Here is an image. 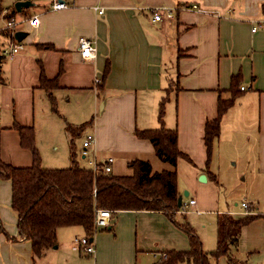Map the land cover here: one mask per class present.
<instances>
[{
    "label": "crops",
    "instance_id": "0c3cea01",
    "mask_svg": "<svg viewBox=\"0 0 264 264\" xmlns=\"http://www.w3.org/2000/svg\"><path fill=\"white\" fill-rule=\"evenodd\" d=\"M29 1L19 18L37 14L39 24H21L25 27L18 30L27 32L24 48L4 57L1 65V159L20 167L32 163L31 151L21 146L12 127L17 123L33 127L43 167L65 168L62 164H71L66 124L90 121L83 132H92L95 142L86 149L81 142L76 151L83 160L90 154L91 168L93 162L112 157L113 173L114 165L118 170L120 161L127 165L133 159L148 160L152 172L172 169L148 139L134 134L135 129L160 126L158 106L167 96L163 125L177 130L178 147L191 159L177 160V190L180 196L187 192L182 203L195 200L189 213L201 216L198 224L185 221L203 249L212 251L217 214L256 216L242 228L232 252L249 264H264V0H76L62 10H50L51 0ZM192 4L208 12L189 10ZM154 8L170 9L172 17L164 14L162 20L152 21ZM257 20L261 24L252 31ZM82 36L95 40L93 60L78 53ZM0 39L4 44L10 38ZM106 64L109 73L101 81ZM41 71L47 79L56 77V112L41 85ZM234 76L244 89L221 118L207 171L204 125L216 116L219 95L230 96ZM95 77L100 78L98 84ZM227 158L239 160L243 182L248 179L241 199L250 204L247 209L241 202L230 207L229 200H221L215 168ZM202 174L205 181L199 180ZM10 198L11 182L0 178V264H159L165 260L160 252L189 248L187 233L166 212L116 210L109 225L94 233V254L74 248V238L85 231L73 225L57 228L56 244L35 256L31 241L17 232ZM185 213L172 216L183 223ZM209 260L228 264L224 256Z\"/></svg>",
    "mask_w": 264,
    "mask_h": 264
},
{
    "label": "trees",
    "instance_id": "16d2710c",
    "mask_svg": "<svg viewBox=\"0 0 264 264\" xmlns=\"http://www.w3.org/2000/svg\"><path fill=\"white\" fill-rule=\"evenodd\" d=\"M261 11L264 13V2L261 4ZM24 12V9L17 11L14 6L7 10L0 0V21L2 18H12L17 14L23 15ZM3 35L6 33L0 32V37ZM3 59L4 56L0 53V82L3 81L1 70ZM108 73L109 64H106L101 81L105 80ZM237 77H233L228 89L230 96L223 98L219 95L216 116L207 120L204 125L203 140L206 148L207 171H209L213 143L220 133L221 118L241 93ZM40 81L48 91L51 109L56 112L55 99L52 95V88L57 85L56 77L52 80L47 79L41 71ZM167 99L168 97L164 96L159 102L157 111L159 127L134 131L138 138L148 139L155 154L173 167L158 172H152L150 162L143 159L128 161L127 166L131 169V174L126 175L114 174L112 171L104 172L100 164L95 170L81 166L78 162L75 141L90 121L78 125L66 124L70 137L71 164L68 167H43L35 144L33 127L13 123L12 127L19 133L21 146L32 153V163L26 167L13 166L0 157V178L11 182L10 207L16 216L17 232L24 239L31 241L35 256H40L45 249L56 244V230L59 227L81 226L85 234L90 235L96 208L113 211L162 210L187 233L189 248L168 251L167 258L159 264L179 262L211 264L210 257L217 259L221 256L226 258L228 264H249L246 259L238 258L232 250L237 247L242 228L256 216L235 218L229 213L217 214L216 247L212 251L203 249L198 235L188 222H178L172 216L180 209L177 205L179 196L177 171L174 168L178 159L182 158L190 163L191 159L178 147L177 130L163 125Z\"/></svg>",
    "mask_w": 264,
    "mask_h": 264
},
{
    "label": "built area",
    "instance_id": "2783aa9c",
    "mask_svg": "<svg viewBox=\"0 0 264 264\" xmlns=\"http://www.w3.org/2000/svg\"><path fill=\"white\" fill-rule=\"evenodd\" d=\"M76 0H51L50 2V10H62L69 8L75 5ZM93 9L98 13H103V8L100 6H94ZM189 10H194L197 12H205L207 13L208 10L200 8L197 4H192L189 7ZM152 13V21H160L163 19V15L165 14L166 17L171 18L172 12L170 9H161V8H154L151 10ZM2 23L0 24V32H5L6 35L10 38L7 43L0 45V53L4 57H11L24 48V40H16L14 37V33L18 30V26L25 23L31 27H37L39 24V17L37 14L25 15L21 18L17 19L15 17L12 18H2ZM261 24V20H257L255 25L252 27V31H255L257 25ZM78 46V53L80 57L84 60H93L96 56V45L95 40L89 37H80L77 41ZM100 82V78H94V84H98ZM240 89H244L243 86H240ZM95 142V135L92 132H88L84 135L82 140L83 147L89 148L93 146ZM113 158L107 157L106 160L100 164L104 172H111V164ZM98 167V164L93 162V169L95 170ZM195 204V200L190 198L188 202L181 203L179 212H186V208L190 207L191 205ZM241 207L247 209L250 207V204L247 201L241 202ZM113 210L107 208H96L94 210V218H93V230L90 235L85 234L83 236H78L74 238V248L86 253V254H94L95 253V246L93 242L94 233L100 227H106L109 225V221L111 218ZM160 257L162 259L167 258L166 252H160Z\"/></svg>",
    "mask_w": 264,
    "mask_h": 264
},
{
    "label": "rangeland",
    "instance_id": "374dc122",
    "mask_svg": "<svg viewBox=\"0 0 264 264\" xmlns=\"http://www.w3.org/2000/svg\"><path fill=\"white\" fill-rule=\"evenodd\" d=\"M17 1H21V0H2V5L5 8L10 9L14 6V4ZM19 17H20V14H17L16 18L19 19ZM1 23L2 21H0V24ZM24 27L25 25L18 26V28H24ZM24 40H26V38ZM100 106H101V102L99 103V107ZM60 109H61L60 111L62 112L63 105H61ZM85 134L86 132H83V134H81L76 139L77 147L80 146V143L82 142V137ZM78 158H79V163L81 166L90 167V163H89L90 154L84 160L81 159L80 156ZM45 163H48V162L45 161ZM218 164H219L218 168H215V169H217L216 173H217L218 181L219 183H221V186H219V188H221V200H223L224 198H225V201L229 200L230 207L233 206L234 202H237L239 204L241 202V199L243 198L242 196L247 192L246 189L248 186L247 184L248 179L245 182H243L244 174L243 173L240 174V171L242 168L241 162L239 160L237 162H234V160H230L229 158H227V159H222ZM44 165H48V164H44ZM62 165H65V167H67L68 161L66 162V164H62ZM118 165H119L118 170H115V165H114V173L116 172L117 174H120V175L131 174V169L126 165L124 161H120ZM182 197L183 199L188 198V196L184 195V191L182 192ZM186 210L188 212V213H185L186 219L183 216H181L180 219H184V221L186 220L188 222L193 221L194 223L198 224L200 222L201 216L189 213L191 211V208L189 207L186 208Z\"/></svg>",
    "mask_w": 264,
    "mask_h": 264
},
{
    "label": "water",
    "instance_id": "95a60500",
    "mask_svg": "<svg viewBox=\"0 0 264 264\" xmlns=\"http://www.w3.org/2000/svg\"><path fill=\"white\" fill-rule=\"evenodd\" d=\"M31 5V1L29 0H21V1H17L15 4H14V7L16 8L17 11H21L23 8H27ZM27 35V32L23 31V30H17L15 33H14V37L16 40L20 41L22 40L25 36ZM199 180L201 181H205L206 180V177L205 175H201L199 177ZM185 195H187V192H184ZM181 199H182V196H178L177 197V205L178 207L181 206Z\"/></svg>",
    "mask_w": 264,
    "mask_h": 264
}]
</instances>
